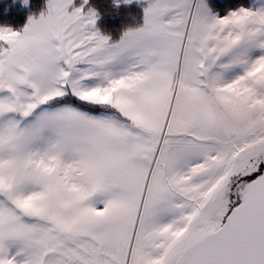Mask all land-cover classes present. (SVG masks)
Wrapping results in <instances>:
<instances>
[{
  "label": "snow or ice",
  "instance_id": "snow-or-ice-1",
  "mask_svg": "<svg viewBox=\"0 0 264 264\" xmlns=\"http://www.w3.org/2000/svg\"><path fill=\"white\" fill-rule=\"evenodd\" d=\"M0 264H264V0L0 21Z\"/></svg>",
  "mask_w": 264,
  "mask_h": 264
},
{
  "label": "trees",
  "instance_id": "trees-1",
  "mask_svg": "<svg viewBox=\"0 0 264 264\" xmlns=\"http://www.w3.org/2000/svg\"><path fill=\"white\" fill-rule=\"evenodd\" d=\"M43 0H29V7L25 9L21 0H0V21H8L13 25L23 23L29 12H38ZM119 23V21H109Z\"/></svg>",
  "mask_w": 264,
  "mask_h": 264
},
{
  "label": "rangeland",
  "instance_id": "rangeland-1",
  "mask_svg": "<svg viewBox=\"0 0 264 264\" xmlns=\"http://www.w3.org/2000/svg\"><path fill=\"white\" fill-rule=\"evenodd\" d=\"M22 3V2H21ZM24 7V6H23ZM28 7H29V5H28ZM28 7H24L25 9H27Z\"/></svg>",
  "mask_w": 264,
  "mask_h": 264
}]
</instances>
